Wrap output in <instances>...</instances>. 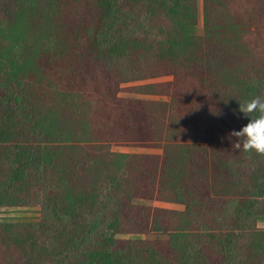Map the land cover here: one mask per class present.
Returning <instances> with one entry per match:
<instances>
[{
	"label": "trees",
	"instance_id": "1",
	"mask_svg": "<svg viewBox=\"0 0 264 264\" xmlns=\"http://www.w3.org/2000/svg\"><path fill=\"white\" fill-rule=\"evenodd\" d=\"M257 95L264 0H0V264H264Z\"/></svg>",
	"mask_w": 264,
	"mask_h": 264
},
{
	"label": "rangeland",
	"instance_id": "2",
	"mask_svg": "<svg viewBox=\"0 0 264 264\" xmlns=\"http://www.w3.org/2000/svg\"><path fill=\"white\" fill-rule=\"evenodd\" d=\"M203 20L202 15L200 16L199 21V33L203 32ZM171 77H165L160 79H154L149 82H162V81H169L171 80ZM148 82V81H147ZM144 83V82H141ZM132 84H126L124 87H129ZM121 96L123 97H134V98H149V99H163L164 97H149L144 95H137L132 94L130 92L124 91L121 93ZM114 151L119 152H128V153H141V154H161L162 150L158 148H150V147H141V146H114ZM141 204L152 206V207H163V208H170V209H177V210H183L184 206L180 204H173V203H167V202H157V201H151V200H139L138 201ZM41 209L39 207H29V206H15V207H0V223H35L38 222L40 219V212ZM258 226L261 228H264V219L259 220ZM167 235L163 234H145V235H119V238H143V239H164Z\"/></svg>",
	"mask_w": 264,
	"mask_h": 264
},
{
	"label": "clouds",
	"instance_id": "3",
	"mask_svg": "<svg viewBox=\"0 0 264 264\" xmlns=\"http://www.w3.org/2000/svg\"><path fill=\"white\" fill-rule=\"evenodd\" d=\"M237 113L249 118L248 123L239 130L228 133V139L236 150L246 154L255 153L264 156V98L257 95L251 99L238 101Z\"/></svg>",
	"mask_w": 264,
	"mask_h": 264
}]
</instances>
